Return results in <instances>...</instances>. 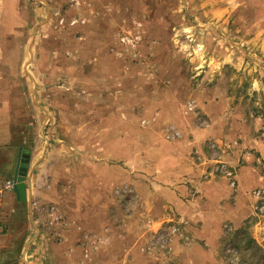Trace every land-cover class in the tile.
<instances>
[{
    "label": "rangeland",
    "instance_id": "rangeland-1",
    "mask_svg": "<svg viewBox=\"0 0 264 264\" xmlns=\"http://www.w3.org/2000/svg\"><path fill=\"white\" fill-rule=\"evenodd\" d=\"M79 1L81 6L72 5V0H62L60 6L55 5L52 9V12H61L65 19L63 25L56 15L42 24L41 31L39 21L33 22L25 39L14 40L13 45L19 52L12 59L22 69L24 65L30 67L29 74L38 84L42 80L53 85L48 88V97H55V87L62 88L63 98L69 102L64 103V107L68 105L69 111L76 112L86 106L80 98H106L108 103H102L95 117L85 122L90 128L109 122L113 130L130 129L132 140L137 134L144 148L127 150V155L128 161L139 156L138 180L153 186L158 175L160 184L169 186L171 181L168 179L173 173L170 168L176 166L174 162L163 165L168 159L162 153H168L174 139L184 138L182 132L181 137L171 138L176 129L169 127L168 120L158 125L150 122L162 111L160 106L148 103L150 98L158 96L164 100L175 94L187 96L188 91L199 89L202 99H216L215 109L225 117L224 121H213L221 134L210 136L200 151H189L187 155L207 168L206 173L200 172L202 184L196 188L200 191L188 204L195 213L186 212L180 217L171 214L169 221L152 231L146 225L151 218L143 210V216L138 215V222L145 226L143 238L135 239L140 229L130 226L131 232L127 234H133V240L127 239L118 249H123L122 253L127 250L129 256L134 255L135 259L131 258L129 264H248L247 239L251 237L264 245V158L255 153L256 149L248 147L242 136L257 134L264 141V0ZM74 18L82 19L84 23L72 26ZM121 33L141 36L137 59L129 56L125 62L113 60L115 54L111 49L122 48L118 43ZM97 50L115 63L109 71L113 75L118 68L130 70L128 77L121 76L124 86L118 105L110 100L115 101L113 94L121 90L105 92L103 83L98 88L91 79ZM141 69L144 83L143 90H138L140 101L136 113L135 104L130 101L134 99L131 91H134V77L141 74ZM24 77L19 73L18 78ZM114 77L112 83L120 86L118 77ZM129 78L133 83H125L124 80ZM170 87L172 89L168 90ZM37 95L43 96L41 91ZM109 103L111 107H108ZM191 104H188L189 110ZM54 106L55 103L48 108L52 110L56 108ZM181 106L179 103L180 111ZM121 111L127 112V118H123ZM201 117L194 118L196 125L210 122L208 117L207 120ZM251 120L255 125L245 127L242 132L238 129L239 123ZM60 121L64 122L66 132L70 119ZM122 132V135L118 133V141L120 137L125 138V132ZM84 138L80 135L65 141L71 145L81 143ZM91 140L98 143L100 136L97 134ZM98 150L69 149L64 153L72 157V162H82L83 173H87L88 159L96 160L97 167L102 165ZM113 151L115 154L106 164L111 172L106 191L111 192L120 188L119 179L130 177L122 167L124 151ZM223 165L232 176L217 171ZM165 167L168 169L161 170ZM184 168L188 180L196 178L191 176L189 164ZM131 173L134 177V172ZM188 180L182 184L190 187ZM196 189H187V201ZM189 190L194 192L187 197ZM118 198L113 195L115 216L121 219L126 215L135 217V200L122 198L121 204ZM125 201L127 205H123ZM170 226L180 227V234L169 236ZM260 258L256 257L254 262H262Z\"/></svg>",
    "mask_w": 264,
    "mask_h": 264
},
{
    "label": "crops",
    "instance_id": "crops-1",
    "mask_svg": "<svg viewBox=\"0 0 264 264\" xmlns=\"http://www.w3.org/2000/svg\"><path fill=\"white\" fill-rule=\"evenodd\" d=\"M61 3L62 0H0V264H129L131 258L135 259L134 255L129 256L127 250H124L123 254V249L119 250L118 246H124L127 239L133 240V234H129L132 226L140 229L135 239L143 238L145 226L138 222V215L143 216V210H146L147 216L151 218L146 225L152 231L169 221L168 216L171 214L180 217L185 216L186 212L195 213L188 204L200 191L196 189L202 184L200 172L206 173L207 168L200 162L197 164L195 158L187 155L189 151H200L210 136L220 133L214 127L213 121H224L225 117L216 111V99H202L199 89L188 91L187 96L175 94L164 100L158 96L150 98L148 100L150 105L162 108L150 122L158 125L168 120L169 127L179 131L180 135L183 133L184 138L174 139L175 143L171 148L173 151L170 152V149L168 153H162L163 157L166 156L168 159L163 165L174 162L176 166L174 169L170 168L173 173L168 179L171 181L168 183L169 186L161 185L158 175V180H155L153 186H146L138 180L140 171L138 164H141L139 156L128 161L127 150L141 151L144 148L137 134L134 136L135 140H132L129 138V135L132 136L130 129L113 130L109 122L98 128H90L85 122L86 119L95 117L102 103H108L106 98L104 100L89 96L86 100L80 98L86 106H82L76 112L69 111L68 105L64 107V103L69 102L64 100L62 88L55 87V97H48V88L53 85L42 80L38 84L29 74L30 67L24 65L22 69L20 64L13 61L19 52V48L13 45L14 40L25 39L33 22L39 21L41 31L42 24L56 15L52 9ZM98 50L95 53L97 61L92 63L94 75L91 79L94 85L100 88V84L103 83L105 92L121 90L124 86L121 76L128 77L130 70L128 69V72L127 68L122 70L118 68L114 75L118 77L120 86L114 85L112 82L115 81V77L109 71L115 63L108 59L106 54L103 57ZM113 60L125 62V59L116 56ZM141 70V74L134 77V91L133 89L131 91L134 99L130 101L135 104L136 113L140 101L138 90L143 88L144 83L143 69ZM19 73L25 77L18 78ZM127 80H124L125 83H133L130 78ZM39 91L43 96L37 95ZM121 95L122 90L116 91L113 94L116 102L113 99L110 101L119 104ZM70 101L75 102L74 98ZM191 102L192 111L188 109ZM53 103L56 108L50 110L48 105L52 107ZM179 103H182L181 111ZM108 107H111L110 103ZM121 112L124 113L123 118H127V112ZM132 115L133 113L130 117ZM197 115H201L203 120H207L208 117L210 122L196 125L194 118ZM65 119H70V127L66 132L64 122L60 121ZM251 125H255L252 120L249 123L243 121L237 127L242 132L245 127ZM122 131L125 132V138L120 137L121 140L118 141V133L122 135ZM97 134L100 136L98 143L91 140ZM80 135L85 137L81 143L70 145L65 141ZM242 136L247 146L256 149L255 153H260L264 158L262 138L252 133ZM97 148L98 152H101L99 160L102 165L97 167L96 160L88 159L87 173H83L82 162L80 164L72 162V157L64 153L69 149L96 151ZM116 149L124 151L122 167L130 173V177L125 180L119 179L120 188L116 190L118 187H115L116 189L111 192L106 191L111 176L106 164ZM22 150L31 156L26 181V203L19 201L15 190L10 192L5 188L7 181L15 180ZM188 164L192 169L191 176L197 179L188 180V177L184 176L186 173L184 166ZM165 169L168 168L161 170ZM130 170L134 172V177ZM186 180L191 183L190 187L197 191L188 201L185 197L190 187L182 184L187 183ZM189 191L187 197L194 192ZM113 195L119 197L121 204L122 198L127 201L135 200L137 203L136 216L129 218L126 215L129 222L126 217L121 219L115 216L112 208ZM35 201L44 207H54L57 214L62 217L63 225L49 227L46 223L48 214L33 209L32 204ZM127 201L123 202V205H127Z\"/></svg>",
    "mask_w": 264,
    "mask_h": 264
},
{
    "label": "built area",
    "instance_id": "built-area-1",
    "mask_svg": "<svg viewBox=\"0 0 264 264\" xmlns=\"http://www.w3.org/2000/svg\"><path fill=\"white\" fill-rule=\"evenodd\" d=\"M72 5L81 6V2L79 0H72ZM56 16H58L61 24L63 25L65 22V19L62 17L61 12L60 11L56 12ZM80 23H84V20L79 19V18H74L72 19L71 25L75 26ZM118 43L120 44L122 48L113 49V53L115 54L117 58L126 59L129 56L133 57L134 59L138 58V55H139L138 46L141 43V36H138L135 33H132L130 35L126 33H123V34L121 33L118 35ZM192 109H193V105L191 104L190 110ZM179 136H180V133L174 130V135L171 136V138H176ZM227 170H228L227 167L224 165L220 166L217 169V171L226 172L228 176H232V173H230ZM14 187H15V182L13 180L6 182L5 188L7 191H10V192L14 191ZM32 207L37 212H46L48 214L49 218L47 219L46 223L48 224L49 227L56 228L58 226L63 225L64 221L62 217L57 214L56 209L54 207H44L40 205L38 201L33 202ZM169 229H170L169 236L180 234V231H181L180 227L178 226H170Z\"/></svg>",
    "mask_w": 264,
    "mask_h": 264
},
{
    "label": "water",
    "instance_id": "water-1",
    "mask_svg": "<svg viewBox=\"0 0 264 264\" xmlns=\"http://www.w3.org/2000/svg\"><path fill=\"white\" fill-rule=\"evenodd\" d=\"M30 154L21 151V156L19 158L16 177H15V187L14 190L19 197V201L22 203L27 202L26 195V181L29 172Z\"/></svg>",
    "mask_w": 264,
    "mask_h": 264
},
{
    "label": "trees",
    "instance_id": "trees-1",
    "mask_svg": "<svg viewBox=\"0 0 264 264\" xmlns=\"http://www.w3.org/2000/svg\"><path fill=\"white\" fill-rule=\"evenodd\" d=\"M247 251L249 252L248 264H264V245L258 244L251 237L247 239ZM260 256L261 261L255 263V258ZM255 257V258H254ZM246 259V258H245Z\"/></svg>",
    "mask_w": 264,
    "mask_h": 264
}]
</instances>
